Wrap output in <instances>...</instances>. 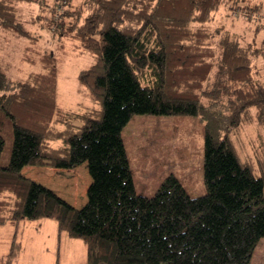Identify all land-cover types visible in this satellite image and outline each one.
<instances>
[{
    "label": "trees",
    "instance_id": "1",
    "mask_svg": "<svg viewBox=\"0 0 264 264\" xmlns=\"http://www.w3.org/2000/svg\"><path fill=\"white\" fill-rule=\"evenodd\" d=\"M243 3L247 14L260 11L251 0H0V28L29 42L27 62H38L30 56L38 41L26 25L40 22L95 56L79 78L98 105L80 113L57 104L52 52L24 80L11 81L0 62V160L3 134L12 137L0 162V226L51 219L59 238L84 242L88 264H250L264 238V148L256 164L243 161L234 137L248 124L264 127L254 72L264 40L254 46L213 24L222 8ZM23 4L50 6L51 16L25 18ZM146 114L205 120V194L190 196L173 174L153 196L137 193L122 130ZM82 164L91 182L80 208L22 173ZM21 249L14 239L4 264Z\"/></svg>",
    "mask_w": 264,
    "mask_h": 264
},
{
    "label": "rangeland",
    "instance_id": "2",
    "mask_svg": "<svg viewBox=\"0 0 264 264\" xmlns=\"http://www.w3.org/2000/svg\"><path fill=\"white\" fill-rule=\"evenodd\" d=\"M54 6L57 0H46ZM78 3L79 0H74ZM260 4V11L243 8H222L214 15V26L225 25L237 33L244 42L261 46L264 40V0H251ZM67 5H64V7ZM23 17L42 14L51 16V7L40 8L23 4ZM246 7V6H245ZM26 28L37 38L35 52L30 56L38 62L24 60V48L29 42L5 34L0 28V62L9 68L11 81L24 80L31 72L42 69L37 56L45 51L52 52L57 59L58 91L57 104L66 110L80 113L97 108L89 91L81 85L80 72L95 61L92 53L85 52L70 40L60 41L53 37L42 23L27 24ZM254 72L264 84V53L255 58ZM205 120L194 115H133L122 130L138 194L153 196L162 182L171 174L179 178L192 197L206 193L204 182ZM5 139L1 165L9 161L12 151L11 134ZM238 154L243 161L253 162L263 152L264 127L255 123L246 125L238 138L234 137ZM256 164V163H255ZM25 176L55 190L77 208L87 201V188L91 182L87 164L64 170L53 166L34 165L25 167ZM21 243V251L12 264H88L87 247L80 239L70 238L66 232L58 237L57 224L51 219L22 222L13 227L0 226V264H4L11 244ZM250 264H264V238L256 246Z\"/></svg>",
    "mask_w": 264,
    "mask_h": 264
}]
</instances>
